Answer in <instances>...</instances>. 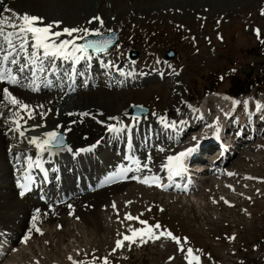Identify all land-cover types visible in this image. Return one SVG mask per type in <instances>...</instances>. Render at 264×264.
<instances>
[{"label":"rangeland","instance_id":"1","mask_svg":"<svg viewBox=\"0 0 264 264\" xmlns=\"http://www.w3.org/2000/svg\"><path fill=\"white\" fill-rule=\"evenodd\" d=\"M28 1H32L31 4L23 7L21 3L17 7L13 5L12 12L29 14L33 8L40 9L38 0ZM97 1L89 5L91 19L98 16ZM104 1L106 13L102 16L106 17L107 23L102 19L101 26L99 21L92 19L95 25L91 28L99 24L101 33L107 34L109 29L116 31L118 38L110 51L128 57L132 61L129 62L130 69L135 62L141 64L132 72L131 78L129 76V82L141 81L142 73L151 74V83L135 89L142 92V99L134 103L148 107L149 112L161 114L167 105L180 102L173 114L177 122L193 120L201 123L185 130V134L177 138V145L193 142V136L203 137L211 130L207 127L209 122L213 123L217 117L221 122L223 113L236 110L228 118L229 123L249 122L254 113L246 115L247 106L264 105V0H139L145 7L135 11L127 10V0ZM61 5L66 6V2ZM112 7L116 14L111 16ZM45 9L50 15L57 11L54 3L52 8ZM169 50L174 52L172 57H167ZM163 64L167 71L162 76L156 74L154 70L159 66L165 69ZM105 73L101 75L104 79ZM124 89L117 92L118 101L104 107L107 111L111 112L114 105L121 107L129 98L124 95L135 91L128 87ZM80 91L75 97L91 94L97 88ZM48 93L33 95L44 97ZM226 93L230 97L228 101L222 95ZM62 99L66 98L61 96ZM234 100L240 103L233 105ZM193 109L199 112L195 113ZM260 109L263 115H257V118H264V107ZM122 110L126 113L121 118H127L128 110ZM253 121L251 119L249 123L255 127V134L245 130L241 143L226 140L227 159L217 160L215 146L202 152L203 158L199 157V161L193 159L191 163L198 171H192L197 175L192 178L198 184L185 195L161 191L159 187L150 188L136 181H126L128 184L122 188L105 190L97 196L90 193L82 199L87 202H77V207L84 205L83 208L71 209L73 218L57 210L58 216L68 217L62 227L49 224L51 228L47 232L45 226L42 235L35 234L27 244L14 246L15 251L11 248L9 256L0 264H36V261L39 264H72L69 256L85 264L93 257L97 258L95 264H102L104 257L110 264H187L185 253L167 237L130 247L125 242V247L113 252L115 241L120 238L118 233H126L129 226L143 227L136 220H125L126 213L151 225L159 222L160 230L171 231L182 243L187 237L185 249L200 250L196 254L201 257V264H264V133L259 130L264 126L258 119ZM150 124L149 120L141 122V127L134 129V137L138 132L146 133ZM6 130H2L4 135ZM178 130L177 126L174 134ZM162 135L168 137L160 131L158 144L161 147L174 146V141L162 140ZM153 148L145 151L148 154ZM117 150L119 148L112 151ZM162 156L161 163L165 161ZM158 165L149 163V168L155 170ZM139 184H143L141 188L134 187ZM103 194L106 195L96 203L98 196ZM15 210L18 211V207ZM76 211L82 214L76 215Z\"/></svg>","mask_w":264,"mask_h":264},{"label":"bare ground","instance_id":"2","mask_svg":"<svg viewBox=\"0 0 264 264\" xmlns=\"http://www.w3.org/2000/svg\"><path fill=\"white\" fill-rule=\"evenodd\" d=\"M63 1L66 2V6L61 5V2ZM93 1L94 0H38L37 3L40 5V9L38 10L33 8L29 14L43 17V22L47 23L52 21H61L62 23L54 30H60L64 27L100 29L101 27H98L99 24H97L95 28H91L95 25V22L90 18L89 14V5ZM31 2L28 0H0V15L8 16L9 13H6L4 10L6 8L11 9L13 5H16L17 7V5L21 3L20 6L23 7L28 3L31 4ZM98 2V16L101 19H104V22L107 23L106 17L102 16L106 13L105 1L99 0L97 3ZM53 3L57 11L54 15H50L48 12L49 10L47 11L45 7L50 9L52 8ZM70 3L71 5L69 6ZM125 6H128V11L140 10L144 9L145 7L144 2L139 0H127L125 2ZM115 14L116 9L115 7H112L110 15L112 16ZM125 20L126 19H124L123 22L126 25ZM61 39H69V37L65 35ZM78 43H80V41H78ZM126 53L127 52H125V56ZM138 60L141 61L140 58ZM21 61L23 63L22 59ZM130 61L131 60H129L128 57H124V54L122 55L120 52L118 54V52L114 51L111 52L109 49L107 53H101L99 55L92 54V58L90 60H81L78 64H75L76 70L73 72V74L69 75L68 71L70 70L72 62L58 60L56 62V67L58 69L56 72L51 71L49 68V70L40 77L41 81L46 82L40 83L39 91H49V93L44 97L41 94V96H34L35 93L33 92L38 91H32L25 86L11 85L5 82L0 83V89H3L4 87L9 88V90L15 96L25 103L31 105L36 112L35 118L28 119L27 124H23V121H21L24 129L26 130L25 135L21 137L19 132L15 130V126L12 123V113L15 112L16 109L12 105H6V102L2 101V93H0V113H3V115L0 116V224H2L1 226L5 228L4 230L9 231L7 234L3 232L2 235L3 237H7L12 245H23V243L20 242L21 238L28 232L29 228L32 227V217L34 214H36L37 209H39L38 224L42 231L44 230V227L47 226L46 230L48 232V228L50 229L52 225L57 226L59 223V225L63 226V222L68 220L67 216H72L69 215L70 212L73 213L71 211L72 208H83L84 205H79L81 208L79 206L77 207V202H81V204L87 202L82 199H85V197L89 196L90 194L87 193L80 195L82 192L88 190L87 185H93V190L98 191L93 193V195L97 196L100 195L97 193L102 191H109L113 189L116 190V188L119 189L120 187L122 188V186L128 184L120 182L116 185L100 189L96 186L97 182L105 174L110 172L117 173L119 172L121 166L132 168L135 166L131 159H126L124 157L127 151L126 148L131 149L130 145H124L127 140V133L130 131V129L128 125H124L123 123L128 119L135 122L131 126L134 127L144 119L151 118V124L145 133L146 146H149L150 142L156 139V131H160L162 128L172 131V136L170 139H175L177 141L176 135L173 134L174 129L166 128L160 122L159 118L161 116H165L168 121L177 122V119L173 114L178 110L180 102L167 105V109L164 110V112L162 111L163 113L161 114L148 111L146 116L138 119H131V116L124 119L121 118L124 117L126 113L122 109L126 108L128 110L127 112H129L131 105L136 104L134 102H139L140 99H142V96H140L142 92H138V90L135 89L151 83L149 81L151 74H143V78L139 82H129L128 78L129 76L131 78L132 72L141 67L140 63L137 64L135 62L136 65L130 69ZM109 62H112L114 67L107 66ZM163 65L165 66L164 70L161 68V66L158 68L155 67L156 70L154 71L157 72L156 74H161L162 76L163 73L167 71V66L165 64ZM10 67H12L15 71L18 66L10 65ZM117 68L123 69V74L120 71H117ZM81 69L83 72H88V69L91 71L86 84L84 82H80L79 80V77H81L79 75ZM26 71L28 70H25V74L22 77L19 76L22 84L26 83V78L30 77L31 75L29 71ZM102 72H106L104 74L105 79H98L94 76L98 73H101V76L103 75ZM127 87L135 91L130 92L132 94L124 95L125 97L128 96L129 98L125 99L121 107L117 108L114 105L111 112L107 111L104 107H106L108 104H114L119 95L117 92L123 91L121 88L127 89ZM89 88H97V91H94L91 94L82 93L80 96L75 97L79 93L77 92L78 90L82 91ZM104 93L110 95L105 96ZM222 95L228 98H225L226 101L230 100L229 96L225 94ZM61 96L66 99L61 100ZM96 97L97 100H95ZM40 105H43V107H38ZM122 111H124L123 114ZM259 111L262 113L260 108L258 112ZM198 112L199 110L195 113ZM40 113H46V115L42 117ZM69 113H71V115H69ZM82 113H88V115H81ZM257 115L258 113L253 115V123H255L258 119L259 124H263L261 119L257 118ZM110 117H118V120H112ZM221 117L222 118L221 122H219V127L222 128L223 126H230L228 125L229 116L223 113V116ZM190 123H192L191 127H187V130L201 124L200 122L194 121H190ZM209 123L212 124L211 121ZM36 124H40L42 126L39 128H33L32 126ZM109 125H116V127L122 128V131L116 133L111 132L109 130ZM2 130H6L4 132L5 135L2 133ZM48 130H58L62 132L66 136L67 148L63 150H47L40 152L33 144L28 143V140L31 137L40 136L42 132ZM211 130L214 132L215 128H212ZM207 135L208 132H206L203 137H207ZM200 137L201 135L198 138ZM220 137L221 136H218V138ZM232 137L233 136H231V139ZM237 139H239V137ZM205 140L206 139H201V143L198 145V147H201L204 151L208 148H211L215 144V141L210 140L209 144L204 147L203 143ZM119 143H121L123 146L122 152L120 150L117 152L112 151L111 146L114 148L118 146ZM195 144V141L193 143H187L185 144V147H195ZM140 146L144 148V142L141 143ZM90 148H92V150H89ZM161 148H163L164 151H160L159 149ZM161 148L154 146L152 153L145 154V152H143L141 148L138 147V145H135L133 149H131L132 151L130 152V157L133 159H138L144 163L147 161L148 156L151 155L152 160L150 163H158L159 166H156L158 170L162 165V163L159 161L160 156L163 155L162 157L166 158L168 155L175 154L179 150L180 145L178 147L165 145ZM82 149H84V151H81ZM191 155L195 159L197 158V156H195L193 153ZM226 156L227 153H223L221 156L218 154L216 155L217 160H220ZM29 158H31L33 162L39 159L42 163V168L46 169L48 172L47 182H42L39 188L32 190V194L36 196L35 198H37L36 200L28 198V196L31 194L28 196H22L20 194L21 188L19 185L22 184L25 175L23 170L27 168V170L29 169L30 174H35L39 169L35 167L34 164L32 167L28 166ZM26 162H28L27 165H25ZM93 166H95V170L92 171ZM146 170L147 169L142 171L145 172ZM8 174L10 176H8ZM87 174L90 178H87ZM132 174L133 171L128 172L127 178L131 177ZM68 175H71L74 178L72 182L68 180ZM135 186L141 188L140 184L134 185V187ZM41 194L45 195V201L40 200ZM185 194L186 193L181 195ZM69 195H72V197L68 202H65V204L60 203V201L65 200ZM105 195L106 194L98 196L96 203H98L100 198ZM55 202L59 203L53 204ZM20 204L22 207H20ZM69 205L72 206L71 209L69 208ZM16 207H18V211H13L16 209ZM57 210L59 213L63 212V215H65L64 213H66V215L68 213V215L62 217L60 214L58 216ZM75 213L79 216L82 214L81 211L80 214L79 211H76ZM19 214H21V216H18ZM54 219H56V221ZM49 224H51V227ZM35 234L37 233H33L32 236Z\"/></svg>","mask_w":264,"mask_h":264},{"label":"snow or ice","instance_id":"3","mask_svg":"<svg viewBox=\"0 0 264 264\" xmlns=\"http://www.w3.org/2000/svg\"><path fill=\"white\" fill-rule=\"evenodd\" d=\"M6 13H11V16L0 15V82H5L11 85H21L28 87L32 91H38L40 83L46 82L41 81L40 77L50 70L56 72L58 69L56 67V62L58 60H63L65 62L71 61L73 65L78 64L81 60H90L92 54L99 55L101 53H107L108 49L114 44V38L112 36H105L101 33L100 29H88L81 27H64L60 30L56 29L62 22L61 21H52L50 23L44 24L43 17L31 15L28 13L19 14L12 12L11 9H5ZM95 21H99L101 26H103V20L99 17L92 18ZM91 23V21H90ZM109 32L112 30L109 29ZM75 34V35H74ZM69 37V39H61L64 36ZM257 35L259 36V30H257ZM95 36L99 39H90L89 37ZM78 41H83L78 43ZM118 48L119 45H116ZM21 59L23 63H21ZM10 65L18 66L14 71ZM109 67H114L112 62H109ZM28 70L31 75L26 78V83L22 84L19 74H22ZM117 71H120L123 74V69L117 68ZM130 74V73H129ZM2 93V101L6 102V105H12L16 111L12 113V123L15 126V130L19 132L20 136L25 135V129L23 124H27L28 119H34L36 112L35 109L20 100L15 96L7 87L0 89ZM226 99H228L226 97ZM240 101L234 100L233 105L239 104ZM245 104L247 101L244 102ZM38 107H43L40 105ZM189 107H191L189 105ZM258 108L264 107V105H257ZM193 111H197L193 109ZM3 113H0L2 116ZM43 117L46 113H40ZM71 115V113H69ZM81 115H88V113H82ZM225 115H229L226 113ZM26 117V118H25ZM202 118V117H200ZM112 120H118V117H110ZM135 119V117L133 118ZM160 122L166 128H177L176 121H168L165 116H161ZM23 121V124L21 123ZM180 125L186 124V121H179ZM42 125L36 124L33 125V128H39ZM208 128H215L213 136L218 138L220 127H219V117L213 121L212 124L207 125ZM109 130L111 132H120L122 128L116 127V125H109ZM207 137H196L193 136L192 140L196 142V146L199 145L201 139H206ZM29 144H33L40 152L49 150L51 147L60 145L63 143L62 136L58 131H47L44 132L42 136H33L28 140ZM94 147V146H93ZM164 151L163 148L159 149ZM195 147H188L183 151L177 152L166 157V162L161 165L163 170H166L169 181H173L175 177L182 176L186 171L185 160L190 156L194 151ZM81 151H84L82 149ZM131 159L132 163L135 165V169L132 167H123L121 166L119 172L111 173L106 178L105 182H111L116 176L127 178L126 174L132 171H142L149 169V163L152 160L151 155L148 156L146 162L141 163L138 159H133L132 157H126ZM33 164L35 167H42V163L39 159L35 162L29 158V167H32ZM233 175V173H228ZM251 178V177H250ZM131 179L138 180L140 183L147 184L148 186H156L160 188H167L170 185H165L161 182V177L158 175H145L142 178L139 176H132ZM23 191L21 195H24V192L27 191L26 184L19 185ZM231 187V186H229ZM184 191H187V186L183 187ZM221 199H224L223 197ZM215 202V201H214ZM127 203H131L128 201ZM228 203V201H225ZM71 205L69 208L71 209ZM112 207L115 209L116 205L113 203ZM72 214L71 212L69 213ZM79 219V217H76ZM125 220L132 221L136 220L143 227L133 228L128 227L126 233H118L120 237L115 241V247L112 249L115 252L117 249L125 247V242L127 246L132 244H143L147 243L149 240H159L162 237L170 238L178 245V250L185 253L184 259L187 264H201V257L196 253L200 250H194L191 247L185 249L184 245L188 242L187 237L183 238V243L180 237L175 236L171 231L161 229L159 222L151 225L146 220H141L138 216H132L130 213H126ZM39 220V209L36 210V214L32 217V227L29 228L28 232L21 238V243L27 244L31 239L33 233L43 234L42 229L38 224ZM57 227H62V225H57ZM159 230V231H158ZM16 249H13L15 251ZM68 259L72 264H85L84 261L74 260L73 257L69 256ZM96 257H93L88 264H95ZM171 259V258H170ZM36 264H39V261H36ZM102 264H110L107 257H104Z\"/></svg>","mask_w":264,"mask_h":264},{"label":"water","instance_id":"4","mask_svg":"<svg viewBox=\"0 0 264 264\" xmlns=\"http://www.w3.org/2000/svg\"><path fill=\"white\" fill-rule=\"evenodd\" d=\"M105 36H112L114 38V43L117 39V32L116 31H112L110 32L108 35H105ZM90 39H99V37H95V36H91L89 37ZM173 56V52L170 50L167 54V57H172ZM148 112V109L142 105H139V104H132L131 107H130V113L133 115V116H136V117H139L141 115H144ZM61 136H62V139H63V143L60 144V145H56V146H53L54 148H57V147H62L64 146V143H65V138L63 136V134L61 132H58Z\"/></svg>","mask_w":264,"mask_h":264}]
</instances>
